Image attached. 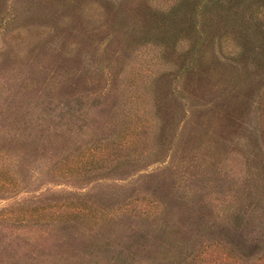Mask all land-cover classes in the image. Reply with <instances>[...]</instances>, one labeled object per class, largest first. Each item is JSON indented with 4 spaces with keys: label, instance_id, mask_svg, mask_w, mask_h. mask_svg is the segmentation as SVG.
Returning a JSON list of instances; mask_svg holds the SVG:
<instances>
[{
    "label": "rangeland",
    "instance_id": "1",
    "mask_svg": "<svg viewBox=\"0 0 264 264\" xmlns=\"http://www.w3.org/2000/svg\"><path fill=\"white\" fill-rule=\"evenodd\" d=\"M178 1L0 0V264H264V23Z\"/></svg>",
    "mask_w": 264,
    "mask_h": 264
},
{
    "label": "trees",
    "instance_id": "2",
    "mask_svg": "<svg viewBox=\"0 0 264 264\" xmlns=\"http://www.w3.org/2000/svg\"><path fill=\"white\" fill-rule=\"evenodd\" d=\"M263 7L264 1L261 0H179L168 11L162 12L167 23L162 28L170 29L168 39H175L179 33L187 37L191 43L189 53L194 59L203 63L227 61L233 54L220 43L216 32L220 26L216 24L225 20L230 23L226 30L228 36L235 34L241 39L248 38L252 35L251 27H261L264 23ZM174 26L179 29L172 31Z\"/></svg>",
    "mask_w": 264,
    "mask_h": 264
}]
</instances>
